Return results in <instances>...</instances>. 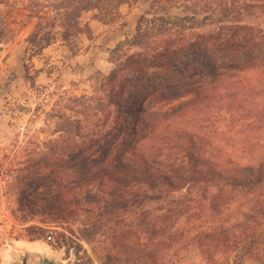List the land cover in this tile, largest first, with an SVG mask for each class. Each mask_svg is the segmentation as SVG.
<instances>
[{
    "label": "trees",
    "instance_id": "16d2710c",
    "mask_svg": "<svg viewBox=\"0 0 264 264\" xmlns=\"http://www.w3.org/2000/svg\"><path fill=\"white\" fill-rule=\"evenodd\" d=\"M131 1L51 3L27 38L30 60L57 32L68 47L89 34L83 13L117 23ZM170 2L151 1L134 35L109 51L112 68L91 79L90 93L60 98L49 151L33 166L36 207L62 241L74 223L87 222L85 237L112 224V258L134 264L156 260L194 205L215 212L254 203L264 227V0H212L176 15ZM24 79L35 86L26 65ZM92 187L109 198L86 201ZM243 225L232 226L230 251ZM208 229L228 234L224 223Z\"/></svg>",
    "mask_w": 264,
    "mask_h": 264
},
{
    "label": "rangeland",
    "instance_id": "374dc122",
    "mask_svg": "<svg viewBox=\"0 0 264 264\" xmlns=\"http://www.w3.org/2000/svg\"><path fill=\"white\" fill-rule=\"evenodd\" d=\"M58 1L0 0V264H17L26 254L29 264L42 259L51 264H134L126 255L112 258V224L85 237L82 225L87 222L74 223L69 227L72 232L63 231L66 238L62 241L58 235L62 230L48 224L44 210L36 207L33 166L48 153L54 138L50 113L55 104L64 96L90 93L91 79L98 72L109 73V51L134 35L139 17L151 11L152 0L121 5L117 23L96 20L97 11L85 12L79 22L90 27L89 34H81L68 47L57 32L58 41L30 60L27 38L38 22L36 15L49 12V5ZM210 1L171 0L167 5L176 15L196 11ZM24 65L31 77L36 76L35 86L24 79ZM236 196L241 201L246 194ZM251 197L248 194L247 199ZM106 198L104 190L92 187L85 199ZM254 208V203H244L238 210L232 205L211 212L207 204L194 205L193 219L189 215L178 218L176 236L161 248L156 260L139 264H264V234H260L264 227H258ZM200 211L212 217L204 222ZM241 221L244 225L238 230L244 234L237 250L230 251L232 235L237 233L232 226ZM221 223L228 234L210 235L208 225L216 229Z\"/></svg>",
    "mask_w": 264,
    "mask_h": 264
},
{
    "label": "water",
    "instance_id": "95a60500",
    "mask_svg": "<svg viewBox=\"0 0 264 264\" xmlns=\"http://www.w3.org/2000/svg\"><path fill=\"white\" fill-rule=\"evenodd\" d=\"M17 264H29V255L23 256ZM39 264H51L48 259H42Z\"/></svg>",
    "mask_w": 264,
    "mask_h": 264
},
{
    "label": "built area",
    "instance_id": "2783aa9c",
    "mask_svg": "<svg viewBox=\"0 0 264 264\" xmlns=\"http://www.w3.org/2000/svg\"><path fill=\"white\" fill-rule=\"evenodd\" d=\"M48 239H49V240H52V237H49Z\"/></svg>",
    "mask_w": 264,
    "mask_h": 264
}]
</instances>
